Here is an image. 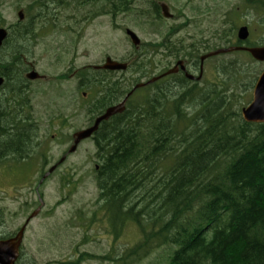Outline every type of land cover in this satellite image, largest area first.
I'll return each instance as SVG.
<instances>
[{
	"label": "trees",
	"instance_id": "obj_1",
	"mask_svg": "<svg viewBox=\"0 0 264 264\" xmlns=\"http://www.w3.org/2000/svg\"><path fill=\"white\" fill-rule=\"evenodd\" d=\"M118 1L127 6L130 0ZM147 1L152 16L161 19L157 2ZM29 33V27L10 25L5 39L6 63L16 66L20 82L14 59L29 50ZM168 36L167 52L178 57L185 46ZM192 50L183 57L195 56ZM9 72L0 108V165L24 162L40 146L31 96L15 88ZM117 83L119 99L129 87ZM188 83L171 75L166 84L151 85L140 102L134 96L144 89L137 88L117 119L94 133L100 161L94 178L110 232L117 237L129 221L139 233L118 263L139 264L160 250L157 264H264V122L243 120L233 106L234 93L216 87L202 93ZM112 102V90H103L86 110L100 113Z\"/></svg>",
	"mask_w": 264,
	"mask_h": 264
},
{
	"label": "rangeland",
	"instance_id": "obj_2",
	"mask_svg": "<svg viewBox=\"0 0 264 264\" xmlns=\"http://www.w3.org/2000/svg\"><path fill=\"white\" fill-rule=\"evenodd\" d=\"M32 1L0 0V27L15 26L21 21L24 27L30 28L26 42L31 56L28 52L25 55L30 56L29 60L33 58L37 68L52 77L53 83L50 90L46 88L48 91L43 92L36 90L38 84L30 86L31 113L38 125L40 146L33 149L30 159L7 164L9 170L0 169V206L3 208L0 231L14 233L40 206L24 231L22 245L34 257L33 262L25 264H119L118 256L135 242L139 233L129 221L117 237L110 232L94 178V165L100 164L94 141L82 139L75 150L69 151L74 132L88 123L86 107L96 93L87 88L75 89L71 67L99 63L105 54L119 60L128 58L131 65L118 74V80L131 88L172 67L191 48L195 56L183 57L187 62L221 47L218 42L232 39L243 23L248 24L251 39L264 36V0L252 6H248L247 0H155L161 19L152 16L147 0H130L127 6L112 0L116 5L111 11L112 5L108 4L107 15L101 14L104 0H82L86 2L82 7L55 5L47 11L42 9L43 13L35 12ZM163 5L171 17L163 15ZM20 10L21 20L17 15ZM29 15L31 24L26 21ZM126 28L138 35L137 46L127 36ZM167 36L177 47L185 46L178 57L175 51L167 52L164 44ZM215 58L208 62L205 82L212 89L234 93L233 106L241 109L252 96V88L246 87L264 69V62L255 61L245 51ZM69 66L70 73L62 78L61 72ZM199 88H196L199 92L213 93ZM143 91H138L134 100L140 102ZM64 155L40 182L41 173L47 172ZM160 255V250H156L139 264H157Z\"/></svg>",
	"mask_w": 264,
	"mask_h": 264
},
{
	"label": "flooded vegetation",
	"instance_id": "obj_3",
	"mask_svg": "<svg viewBox=\"0 0 264 264\" xmlns=\"http://www.w3.org/2000/svg\"><path fill=\"white\" fill-rule=\"evenodd\" d=\"M104 1L106 4H105V6L102 5L101 14L107 15L108 11L105 8L108 6V4H110L111 1L109 3L107 0H104ZM85 3L86 2H83L82 0H33L31 2V6H32V8L36 9L35 12L43 13L44 11L52 9L50 7L55 6V5H56V7H60L61 4L63 5V7L64 6L80 7L81 5H84ZM111 5H112L111 11H113V7H115V3L112 2ZM42 9H45V10L43 11ZM36 19H39V18H36ZM15 26L22 29L24 27V24L23 23H16ZM241 26L247 27V29H248L247 38L244 40H241L238 38L237 33L234 34V37L232 39L228 38L227 40L226 39L222 40V39L218 38V40H222L221 42H218V43H221V45H220L221 47H219V48L226 47L225 45L228 46L230 44H234L235 46H248V47L264 45V36H260L259 38H256V39H251L248 24L243 23ZM6 30H7V36H8V33H9V27L8 26L6 27ZM34 33L35 32H33V34ZM7 36H6V38H7ZM5 39L3 40L2 44L0 45V78H2V82L0 84V108H1V105L3 104V101H5V95L7 92V80H8L7 73L9 71H11V74L15 75L14 78L16 81L13 82V85H15V88L16 89L24 88L28 93L30 91V86L33 84H38L36 86V90L43 92V91H45L46 88L48 90H50L51 89L50 84L53 83L51 80L52 77H49V75L42 73V70H39L37 68V66H36L37 64L35 63V60H33V58L31 60H29V57L31 56V51L29 50L30 51L29 52L28 50H25L23 52L22 49L20 50L22 52H20V54L18 56H16L17 57L16 59H14L15 63H19L18 67L21 68L20 70H21V74H22V80L20 82V79H18V73L16 72V66L7 65V63H6L7 57L9 56V54L7 53V49L5 48V41H6ZM210 51L211 50L201 53L200 55H198L197 58L195 57V59H193L191 62H187L186 60H183L184 70L181 68V66H179L177 71H175L173 73H168V74L162 75L168 70V69H165L163 72H159L155 75L148 77L143 82H138V83L133 84L132 87L129 88V91L127 92V93H129L131 90H133V92L127 98V100H129V98L134 94V92L137 88L144 89L143 92H145L146 90L149 91L150 90L149 87L151 85H153L154 83H157L158 81L159 82L162 81L166 84L167 79L171 75H176V74L182 75L186 80H188L189 82H191L192 84H194L198 87L205 88L206 89L205 91H207L208 93L215 91L214 89L209 88L210 84L208 83V81L205 82V80L208 78L206 76V72L208 69V62L210 61L209 63H211V60L216 59L215 57H219V56L225 55L227 53H220L218 55L208 56V57L204 58L203 60H201V56H203L204 54H206ZM27 52L30 53V56L25 55ZM228 53H231V52H228ZM249 56L251 57L250 54H249ZM107 58H110L112 60L121 61V62H126L127 68L125 70L104 68L103 65L106 63ZM259 62H264V60L259 61ZM130 65H131V61L128 58H123L122 60H119L116 58V56H111V55L105 54L103 56V59L99 63L86 64V65H83L80 67L73 66V67H71L72 71H71L70 66H69V67H66L67 69L65 68L66 70L61 72L62 78H65L67 76V74L70 73V71H71V75L73 73V78L76 79L75 89L81 90V89L87 88L89 91L96 90L95 95L90 99L91 102L94 101L97 97H101L103 90H106V91L112 90V100H114V102L107 105L103 109H100V111H101L100 113H92V112L86 110L87 112H90V113H88L89 114L88 123L84 126V128L92 126L95 122V119L97 117H99L100 115H102L108 107L118 104L123 99V97L118 99L116 96L117 84H118L117 83L118 82V74L120 72L123 73V72L127 71V69L130 67ZM30 72L35 73V75L32 79L27 76V74ZM186 72L190 73L192 76L188 77L186 75ZM65 73H67V74H65ZM260 73L261 72H259V74ZM159 75H162V76L159 77L158 79H156L155 81L148 83V84H145L143 86H139V87L134 88L136 86V84L146 83V81H148L149 79H151L153 77H157ZM258 75L255 78L251 79V83L246 88L250 89V87H251L252 91H253V88H254V85L256 83ZM17 79H18V81H17ZM8 82H9V80H8ZM104 84H107V85L104 88H102V85H104ZM108 85H111L112 88H109ZM64 92L65 91H63V93ZM81 95L84 97L86 95V92L83 90ZM105 102L108 103V101H105ZM126 102H125L124 108L127 104ZM124 108H123V110H124ZM119 113L120 112L114 113L113 115L109 116L107 119L101 120L98 124L97 129L102 124L107 126V124L115 121L117 119V116ZM1 116H3V114H2V111L0 110V117ZM97 129L93 132V134L90 137H88L86 139L93 140L94 133L97 131ZM72 138H73V136H72ZM6 165H7L6 163H2L0 165V169L8 170L6 168ZM96 168H98V165L95 164L94 170ZM42 204H43V202H41V206H42ZM35 210H37V214H38V212L40 210V206H38L33 211H35ZM2 212H3V208L0 206V216H1ZM27 218H28V216L26 217V219ZM1 227H2V221L0 220V228ZM18 230H16L14 233L11 232V234L8 236H6L8 233L4 232L5 230H2V231H0V236L3 235L4 236L3 238L11 237V236L15 235ZM23 235H24V233H23ZM3 238H0V239H3ZM22 240H23V237H22ZM22 240H21L20 247H19L18 257H17L14 264H25L28 262L29 263L33 262L34 257L33 256L31 257V255L27 254L26 250L24 249V247L22 245Z\"/></svg>",
	"mask_w": 264,
	"mask_h": 264
},
{
	"label": "water",
	"instance_id": "obj_4",
	"mask_svg": "<svg viewBox=\"0 0 264 264\" xmlns=\"http://www.w3.org/2000/svg\"><path fill=\"white\" fill-rule=\"evenodd\" d=\"M162 11L163 15L165 17H170L172 14L167 11V6L163 5L162 6ZM18 18L21 20L23 18V13L22 11H18L17 13ZM127 36H129L131 42L133 45H138L140 43V39L138 35L131 29L126 28L125 30ZM238 38L241 40H244L248 36V29L246 26H240L237 31ZM7 36V30L5 27H0V45L2 44L3 40ZM234 51H247L253 59L257 61H263L264 60V45L260 46H226L222 48H217L215 50H211L210 52L204 54L201 56V60L208 56L212 55H218L220 53H228V52H234ZM179 66L184 70V65H183V60H177L176 63L174 64L173 67L168 69L164 74L168 73H173L178 70ZM104 68H109V69H120L124 70L127 67V64L124 62H120L117 60H112L110 58L106 59V63L103 65ZM35 73L30 72L27 74L29 78H33ZM162 75H159L157 77H153L150 80L146 81V83H139L136 84V87L143 86L144 84L151 83L161 77ZM186 75L192 76L190 73L186 72ZM2 82V78H0V84ZM132 93L130 91L121 102L114 106H110L106 109V111L97 117L95 119V122L92 126L81 129L79 131H76L74 133V141L72 146L69 148V151L75 150L77 144L79 143L80 140L85 139L89 137L98 127V124L101 120L107 119L109 116L113 115L114 113L121 112L124 108V104L128 98V96ZM241 116L243 120L247 122H264V70L261 71V73L258 75L256 83L254 85L253 91H252V97L250 102L243 106L240 110ZM65 158V155L60 159L59 162L56 164L52 165L47 172L43 174V176L40 179V182L48 176L54 169L55 167ZM37 214V210L33 211L22 227L17 231V233L14 236L8 237V238H3L0 239V264H14L19 253V247L20 243L23 237L24 229L27 226L29 220L34 217Z\"/></svg>",
	"mask_w": 264,
	"mask_h": 264
},
{
	"label": "bare ground",
	"instance_id": "obj_5",
	"mask_svg": "<svg viewBox=\"0 0 264 264\" xmlns=\"http://www.w3.org/2000/svg\"><path fill=\"white\" fill-rule=\"evenodd\" d=\"M127 68V67H126ZM150 80V79H149Z\"/></svg>",
	"mask_w": 264,
	"mask_h": 264
}]
</instances>
